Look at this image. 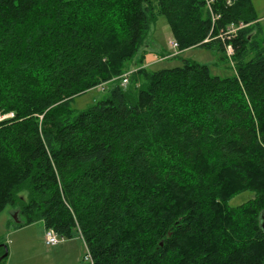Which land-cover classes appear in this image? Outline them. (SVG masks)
I'll use <instances>...</instances> for the list:
<instances>
[{"label": "trees", "instance_id": "1", "mask_svg": "<svg viewBox=\"0 0 264 264\" xmlns=\"http://www.w3.org/2000/svg\"><path fill=\"white\" fill-rule=\"evenodd\" d=\"M210 3L0 0V211L76 231L89 264H264V42L250 0ZM160 15L179 50L243 24L234 73L142 67Z\"/></svg>", "mask_w": 264, "mask_h": 264}, {"label": "rangeland", "instance_id": "2", "mask_svg": "<svg viewBox=\"0 0 264 264\" xmlns=\"http://www.w3.org/2000/svg\"><path fill=\"white\" fill-rule=\"evenodd\" d=\"M250 1L258 20L257 39L262 44L264 42V0ZM144 44L141 51L144 52L145 61L160 57V54L163 56L159 58L163 61L148 66V69L171 68L181 65L183 60H189L208 65L211 74L217 76L234 73L233 57L228 59L225 53L218 49L216 43H213L210 48L199 46L182 50L178 47L174 48L170 27L162 15L150 24ZM134 69L136 68H130L125 73L130 74ZM109 89L110 85L107 83L92 87L75 96L71 107L75 111L84 110L106 94ZM249 197V192H243L234 197L230 203L235 205ZM16 212L10 206H5L0 211V244H6L8 250L3 264H89L90 261L85 259L87 253L83 240L76 231L68 238L57 235L56 238L60 242L56 245H48L44 233L47 229H44L43 223L35 221L18 225V220L13 217Z\"/></svg>", "mask_w": 264, "mask_h": 264}, {"label": "built area", "instance_id": "3", "mask_svg": "<svg viewBox=\"0 0 264 264\" xmlns=\"http://www.w3.org/2000/svg\"><path fill=\"white\" fill-rule=\"evenodd\" d=\"M211 0H206V5L208 6L209 9L210 8V3ZM215 15H211V20L212 22H215ZM236 31V28L234 27V23H230L228 26L225 27V29L222 31H220L217 35H215L213 38L207 36L203 41L204 42H208L211 41L212 39H218L221 41L223 48H224V53L225 56L230 59L234 53V48L233 46L231 47V39L235 36L234 32ZM231 44V45H229ZM173 47H176V44L173 43L172 44ZM45 238H46V243L53 245L56 244L58 242L54 232L51 229H47L46 230V234H45Z\"/></svg>", "mask_w": 264, "mask_h": 264}, {"label": "crops", "instance_id": "4", "mask_svg": "<svg viewBox=\"0 0 264 264\" xmlns=\"http://www.w3.org/2000/svg\"><path fill=\"white\" fill-rule=\"evenodd\" d=\"M157 54H159V53H157ZM161 57H163V56L160 54V57H156V58L148 60V61H145V57H144V62L142 64V67L147 68L148 66H152V65H155V64L163 61V60H161V61L159 60V58H161Z\"/></svg>", "mask_w": 264, "mask_h": 264}, {"label": "bare ground", "instance_id": "5", "mask_svg": "<svg viewBox=\"0 0 264 264\" xmlns=\"http://www.w3.org/2000/svg\"><path fill=\"white\" fill-rule=\"evenodd\" d=\"M234 27L236 28V30L238 29V28H240V27H243V24H238V25H235L234 24ZM174 43V42H173ZM176 44V43H175ZM126 83H127V77H123L122 78V80H121V84L123 85V86H125L126 85ZM44 233L46 234V231H44ZM55 234V233H54ZM55 236H57L56 234H55ZM58 240V239H57ZM45 241H46V238H45ZM60 242V240H58V242L56 243V244H58ZM56 244H53V245H56ZM48 245H50V244H48ZM85 259H87L86 257H85Z\"/></svg>", "mask_w": 264, "mask_h": 264}, {"label": "water", "instance_id": "6", "mask_svg": "<svg viewBox=\"0 0 264 264\" xmlns=\"http://www.w3.org/2000/svg\"><path fill=\"white\" fill-rule=\"evenodd\" d=\"M16 213H17V212H16ZM16 213L13 214V217L17 219V215H16ZM260 220H261L260 226H261V228L264 230V213L261 214V216H260ZM0 258H1V257H0Z\"/></svg>", "mask_w": 264, "mask_h": 264}]
</instances>
